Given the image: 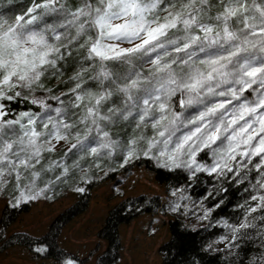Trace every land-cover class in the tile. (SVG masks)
<instances>
[{"label":"snow or ice","instance_id":"1","mask_svg":"<svg viewBox=\"0 0 264 264\" xmlns=\"http://www.w3.org/2000/svg\"><path fill=\"white\" fill-rule=\"evenodd\" d=\"M26 16L0 19V185L11 179L17 187L12 207L44 191L37 189V165L69 172L61 161L41 163L61 142L67 152L96 157L121 151V166L143 155L197 179L206 173L244 184L255 171L241 220L223 221L229 235L215 243L225 245L227 264H237L232 249L246 239L257 255L240 264H264V0H83L74 10L63 0H40ZM80 50L89 63L70 77L67 106L58 95L32 98L40 113L6 118L2 101L28 99L17 89L51 92L42 77L50 70L62 75L59 62ZM89 81L95 91L85 87ZM120 121L134 125L123 144L110 130ZM222 200L204 207L200 219L208 220Z\"/></svg>","mask_w":264,"mask_h":264},{"label":"trees","instance_id":"2","mask_svg":"<svg viewBox=\"0 0 264 264\" xmlns=\"http://www.w3.org/2000/svg\"><path fill=\"white\" fill-rule=\"evenodd\" d=\"M40 0H0V19L9 23L13 22L15 17L24 15L26 18L27 9ZM66 7L75 9L82 4L83 0H63ZM167 3V0H165ZM47 22L52 21V17H45ZM83 50L78 54L73 51V55L60 61L58 67L62 75L57 76L46 73L42 77L45 88H50L51 92H44L37 89V92L44 95H58L65 101L67 106L68 96L64 94L74 86L71 76L80 69ZM87 64L89 62H83ZM85 87L96 90V85L89 81ZM21 91V89H17ZM250 96L249 92L244 93ZM21 96H28V99L17 97L11 101H2L5 104V111L8 113V119L16 118L22 112L40 113L42 110L38 105L31 103L29 94L21 91ZM118 103V98H113ZM52 108L60 105L55 100L48 99ZM71 112V109L69 110ZM192 111L191 109L189 110ZM134 125L131 121H120L111 127L114 139H119L123 144L132 134ZM139 131V130H137ZM144 135L151 136V129H146ZM68 148L45 153L44 160L41 162L46 165L48 161H61L69 167V172L65 175L60 168H54L49 171L41 169V176L36 180L39 189H46V196L53 194L51 201H59L68 191L76 193L77 202L75 205L61 213L51 224L49 232L40 239H34L26 234H14L6 238V230L16 221V219L28 211L30 204H19L12 207V203L4 209L0 219V236L4 241L1 251L4 249L22 246L32 253L46 259H53L58 264H65L67 260H73L74 264H87L86 260L68 254L63 251L58 240L63 229L76 217L88 210L92 192L106 181L116 179L119 173H130L134 168L146 167L156 176V181L164 188L167 195L166 201L160 196L148 197L145 195L128 198L120 202L108 214L104 227L98 233L100 240L107 242L106 250L97 258L96 264H118L121 258V238L119 228L122 225L131 224L137 218L146 214H162L170 216L168 228L170 239L160 247L159 253L162 258L161 264H227L228 253L225 251L223 243H215L222 236L229 235V230L220 226L223 221L230 224L238 223L243 215V209L239 207L245 203V198L249 196V191L245 190L248 181L254 183V177L259 178L255 171L251 172L248 180L244 184L235 180H217L208 176L206 173L198 174V179L189 175L188 171L182 169L169 170L160 167L157 160L141 155L128 164L121 166L122 152L109 157L101 154L99 157L88 155L84 152H67ZM67 156L64 157V153ZM203 156V154H201ZM49 157L51 158L49 160ZM76 163L78 166L73 167ZM255 163V161H253ZM103 172V174H101ZM243 175V173H242ZM27 183V179L22 181ZM13 193L14 182L11 180L8 184ZM82 187L83 192L76 191ZM219 189L226 191L219 192ZM177 195L173 196L172 193ZM208 192L218 193L215 199H205ZM223 197L221 206L216 208L208 220H202L204 207H210ZM174 203L181 204V211H172ZM199 220L201 222L196 223ZM240 248H233V253H239L240 261H248L250 257L257 255V248L248 240L239 241ZM209 245L213 247L210 249ZM45 248L47 251L37 253L35 248ZM240 261L237 264H240Z\"/></svg>","mask_w":264,"mask_h":264},{"label":"rangeland","instance_id":"3","mask_svg":"<svg viewBox=\"0 0 264 264\" xmlns=\"http://www.w3.org/2000/svg\"><path fill=\"white\" fill-rule=\"evenodd\" d=\"M21 91L29 94L31 98L47 97L37 90L33 93H29L27 89ZM47 103L50 104L48 100ZM68 147L67 143L61 142L56 145L55 151ZM210 161V157H205V162ZM10 181L11 179L0 185V219L6 206L15 203L19 196V192L13 193L6 187ZM37 189L39 190L38 186ZM14 190L17 187L14 186ZM45 190L44 188L37 199L20 203L30 204L29 209L6 230V238L14 234H26L34 239L43 238L54 220L77 202L76 193L73 191L66 192L59 201H51L53 194L47 197ZM142 195L160 196L165 201L167 199L164 188L156 181L155 174L146 167H136L130 173H119L115 180L102 183L92 192L88 210L63 229L58 240L59 247L68 254L86 260L87 264H96L97 258L107 248V242L100 240L98 233L104 227L109 212L123 200ZM171 220L170 216L160 213L146 214L131 224L122 225L119 228L122 250L118 264H161L159 250L170 239L168 225ZM199 222L201 221H196ZM2 240L0 237V264H58L55 260L42 258L22 246L1 251L4 244Z\"/></svg>","mask_w":264,"mask_h":264}]
</instances>
